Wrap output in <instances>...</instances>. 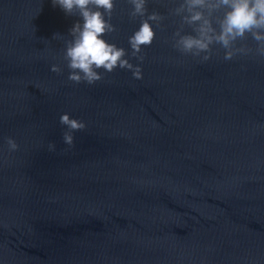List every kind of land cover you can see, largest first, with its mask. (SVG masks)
I'll return each instance as SVG.
<instances>
[{
    "label": "water",
    "instance_id": "obj_1",
    "mask_svg": "<svg viewBox=\"0 0 264 264\" xmlns=\"http://www.w3.org/2000/svg\"><path fill=\"white\" fill-rule=\"evenodd\" d=\"M181 2L147 0L166 18L142 63L126 57L141 79L88 85L64 60L78 16L0 0V264H264V59L181 55ZM131 10L115 0L103 37L129 53ZM63 114L86 124L71 148Z\"/></svg>",
    "mask_w": 264,
    "mask_h": 264
},
{
    "label": "clouds",
    "instance_id": "obj_2",
    "mask_svg": "<svg viewBox=\"0 0 264 264\" xmlns=\"http://www.w3.org/2000/svg\"><path fill=\"white\" fill-rule=\"evenodd\" d=\"M128 3L132 6L130 18H140L139 29L128 39L130 53L103 38L116 31L111 23L115 0H52L54 7L59 6L66 15L78 16L82 21L73 25L69 30L72 39L65 42L64 60L71 82L93 85L104 78L99 70L112 73L117 67L131 71L135 79L142 78V69L134 66L130 58L143 62V48L151 46L156 36L153 25L161 28L166 17L158 12L149 14L147 0H128ZM170 15L180 18L172 47L183 56L207 62L213 55V46L219 45L226 61L238 55L264 59V0H182ZM185 26L194 34H183ZM249 37L256 43L254 49L247 44L237 46ZM51 71L59 74L62 69L53 65ZM60 123L67 128L63 141L71 148L74 146L73 133L83 131L86 124L70 118L69 114H63ZM7 145L9 152L19 148L11 137L7 138ZM48 149L55 151V145L49 144Z\"/></svg>",
    "mask_w": 264,
    "mask_h": 264
}]
</instances>
